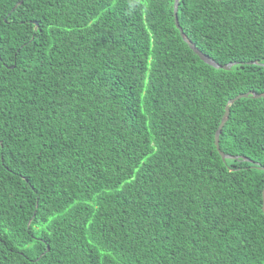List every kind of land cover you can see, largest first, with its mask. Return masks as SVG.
Segmentation results:
<instances>
[{"label":"trees","instance_id":"obj_1","mask_svg":"<svg viewBox=\"0 0 264 264\" xmlns=\"http://www.w3.org/2000/svg\"><path fill=\"white\" fill-rule=\"evenodd\" d=\"M174 6L0 0V264H264V0Z\"/></svg>","mask_w":264,"mask_h":264},{"label":"water","instance_id":"obj_2","mask_svg":"<svg viewBox=\"0 0 264 264\" xmlns=\"http://www.w3.org/2000/svg\"><path fill=\"white\" fill-rule=\"evenodd\" d=\"M178 4H179V0H175V6H174V8H175V20H176V25L181 29V33H182L184 39L187 40V41H189V40L186 38V36L184 35L183 29H182V27L180 26L179 21H178V16H177ZM190 46H191V47L194 49V51H196V52L199 54V56H200L203 60H205L207 63H210V64L214 65L215 67H220V65H219V64H218L213 58H211L210 56H208V55L204 54L203 52H201V51H200V50H199V49H198L193 43H190ZM230 65H231V64H230ZM222 67H224V68H228L229 65H224V66H222ZM247 95H248V93H243V94H240V95L236 96V98L241 97V96H247ZM255 96H256V97L264 96V93H263V94H255ZM236 98H235V99H236ZM233 101H234V99H231V100H230V102H233ZM228 116H229V108L227 107V108H226V111H225V113H224V116H223V118H222V121H221V123H220V125H219V127H218V130L216 131V135H215V141H216L217 148H219V136H220L221 129H222L223 125L225 124V122L228 120ZM220 152H221V154H222L223 157L228 156V155H226L225 153H223L222 151H220ZM263 169H264V166H263ZM263 196H264V190H263ZM263 211H264V203H263Z\"/></svg>","mask_w":264,"mask_h":264}]
</instances>
